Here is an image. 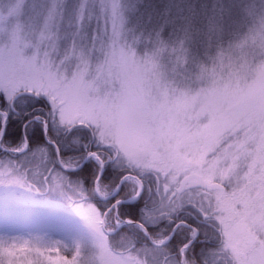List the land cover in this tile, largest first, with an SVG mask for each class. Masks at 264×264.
<instances>
[{
  "label": "snow or ice",
  "instance_id": "6c2138e0",
  "mask_svg": "<svg viewBox=\"0 0 264 264\" xmlns=\"http://www.w3.org/2000/svg\"><path fill=\"white\" fill-rule=\"evenodd\" d=\"M143 5L0 0V188L88 230L0 264H264V0Z\"/></svg>",
  "mask_w": 264,
  "mask_h": 264
},
{
  "label": "rangeland",
  "instance_id": "374dc122",
  "mask_svg": "<svg viewBox=\"0 0 264 264\" xmlns=\"http://www.w3.org/2000/svg\"><path fill=\"white\" fill-rule=\"evenodd\" d=\"M0 188V234L47 233L53 237L87 240L88 230L80 218L63 206L58 196L50 202L26 197L19 190Z\"/></svg>",
  "mask_w": 264,
  "mask_h": 264
},
{
  "label": "trees",
  "instance_id": "16d2710c",
  "mask_svg": "<svg viewBox=\"0 0 264 264\" xmlns=\"http://www.w3.org/2000/svg\"><path fill=\"white\" fill-rule=\"evenodd\" d=\"M166 2L167 0H144V5L141 6V10H143L145 6H151V5H155L159 9V8H162L163 4H165ZM171 31H172V28L169 26L165 30V35H167ZM109 171H111V169ZM85 183H87V180H85ZM194 251L198 256L199 246H197V249H195Z\"/></svg>",
  "mask_w": 264,
  "mask_h": 264
},
{
  "label": "water",
  "instance_id": "95a60500",
  "mask_svg": "<svg viewBox=\"0 0 264 264\" xmlns=\"http://www.w3.org/2000/svg\"><path fill=\"white\" fill-rule=\"evenodd\" d=\"M5 190H7V188Z\"/></svg>",
  "mask_w": 264,
  "mask_h": 264
}]
</instances>
